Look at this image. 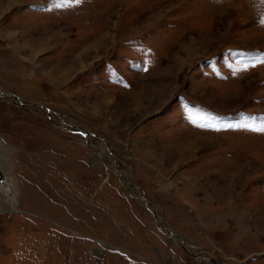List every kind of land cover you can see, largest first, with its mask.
<instances>
[{
	"label": "rangeland",
	"instance_id": "rangeland-1",
	"mask_svg": "<svg viewBox=\"0 0 264 264\" xmlns=\"http://www.w3.org/2000/svg\"><path fill=\"white\" fill-rule=\"evenodd\" d=\"M262 21L264 0H0V87L103 136L189 250L264 264V133L229 127L264 120ZM73 133L0 98V264L210 263Z\"/></svg>",
	"mask_w": 264,
	"mask_h": 264
},
{
	"label": "water",
	"instance_id": "water-1",
	"mask_svg": "<svg viewBox=\"0 0 264 264\" xmlns=\"http://www.w3.org/2000/svg\"><path fill=\"white\" fill-rule=\"evenodd\" d=\"M0 98L6 102L9 101L8 102L9 104L17 103V104H19L23 107H27V108L38 106V107L44 109V111L46 112V114L48 115V117L52 121V123H54L58 127H65V128H67L73 132L80 133L84 137L86 143H88L87 136L94 137L97 141L104 143L105 144L104 149L108 153H110L112 155V157H114V159L116 160L119 167H122L121 171L119 169L114 168V171H116V173H117L118 179L124 185L125 189H127L129 191L130 197H132L133 199H139L145 204V206L150 211L151 215L153 216L156 224L159 226L161 231H163L170 240L176 241L182 247V249L189 252L193 256L200 257V255L206 253L208 255L209 259L213 260V264H225L224 259H221L218 256H215L213 254H210L207 251L199 252L195 248L197 251L193 252L186 247V244L189 243L186 240L187 236L179 233L178 231L173 229L171 226L166 224V222L163 218V215L161 214L159 209L155 206L157 203H155L151 198H149L147 196V194L145 193V191L139 185L132 183L128 179L126 172L122 166V162L116 156L115 152L112 149V146L109 144V142L103 136L91 131L89 128H86L85 125L72 124L70 122H66L65 116L60 115L58 112L50 109L49 107H47L46 105H44L43 103H41L39 101L26 102L25 99L20 98V96L17 95L16 93H14L12 91H4L1 87H0ZM53 114H55L60 119L58 122L55 121ZM130 189H132V191ZM196 243H199V242H196ZM191 247L194 248L195 246L193 245ZM201 248H203V247H201Z\"/></svg>",
	"mask_w": 264,
	"mask_h": 264
},
{
	"label": "snow or ice",
	"instance_id": "snow-or-ice-1",
	"mask_svg": "<svg viewBox=\"0 0 264 264\" xmlns=\"http://www.w3.org/2000/svg\"><path fill=\"white\" fill-rule=\"evenodd\" d=\"M75 3L79 4L81 3V0H75ZM239 55H247V54L241 53ZM258 64H264V58H254L253 63L250 66L255 67ZM248 67H249L248 64L244 65L245 69H247ZM252 120H253V123L251 124L245 123V124H239V125H229V127H243V128L251 129L258 133H264V120H262V122L258 125L255 123L256 118H252ZM209 126L215 127V125H209Z\"/></svg>",
	"mask_w": 264,
	"mask_h": 264
},
{
	"label": "bare ground",
	"instance_id": "bare-ground-1",
	"mask_svg": "<svg viewBox=\"0 0 264 264\" xmlns=\"http://www.w3.org/2000/svg\"><path fill=\"white\" fill-rule=\"evenodd\" d=\"M9 102V101H8ZM12 105H14L15 107H17V108H27V107H23V106H21V105H19V104H17V103H15V104H12ZM28 109H30V110H40L41 108L40 107H38V106H34V107H29ZM54 119H55V121L56 122H58L59 120H56V118L54 117ZM62 128V127H61ZM71 131V130H70ZM75 133H78V132H75ZM75 133H73V134H75ZM80 134V133H79ZM78 137H80L81 136V134L80 135H77ZM83 137V136H82ZM90 137V136H89ZM83 139H84V137H83ZM85 141V140H84ZM88 143H89V141H88ZM98 143H100V144H103V145H105L104 143H101V142H99L98 141ZM89 146H90V144H89ZM95 149V148H94ZM113 151H114V149H113ZM99 153H102L101 151H99ZM110 154V153H109ZM116 154V153H115ZM111 155V154H110ZM112 156V155H111ZM117 156V155H116ZM118 157V156H117ZM113 159H114V157H112ZM108 160H110V159H107V161ZM111 162H113L114 164H115V159L114 160H112ZM1 164V163H0ZM2 166V165H1ZM123 166V165H122ZM116 169H119L120 171H121V168L122 167H119L117 164H116V167H115ZM127 175V174H126ZM127 177H128V175H127ZM128 179H129V177H128ZM7 180V185L9 186V187H11V183L13 184V180H10V179H6ZM130 180V179H129ZM131 191H132V189H130ZM131 199L132 200H134V201H138V203H141L142 204V201L141 200H135V199H133L132 197H131ZM144 206H145V204H144ZM157 208H158V206L157 205H155ZM159 209V208H158ZM159 211H160V209H159ZM150 212V211H149ZM161 212V211H160ZM163 218H164V220H165V217L163 216ZM166 222V221H165ZM186 247L187 248H189V245L188 244H186ZM191 251H193L192 249H191ZM204 256H205V258H207L209 261H210V263H208V264H213V260L212 259H209V257H208V255L205 253L204 254ZM202 258V255H200V257H196V259H201ZM209 261H207V262H209ZM203 263L204 264H207L205 261H203Z\"/></svg>",
	"mask_w": 264,
	"mask_h": 264
},
{
	"label": "flooded vegetation",
	"instance_id": "flooded-vegetation-1",
	"mask_svg": "<svg viewBox=\"0 0 264 264\" xmlns=\"http://www.w3.org/2000/svg\"><path fill=\"white\" fill-rule=\"evenodd\" d=\"M189 244V243H188Z\"/></svg>",
	"mask_w": 264,
	"mask_h": 264
}]
</instances>
